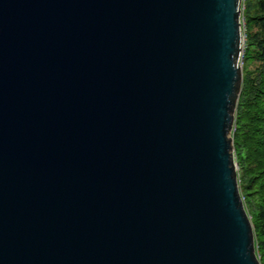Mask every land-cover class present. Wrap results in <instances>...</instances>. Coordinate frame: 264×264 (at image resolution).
<instances>
[{"label": "water", "instance_id": "1", "mask_svg": "<svg viewBox=\"0 0 264 264\" xmlns=\"http://www.w3.org/2000/svg\"><path fill=\"white\" fill-rule=\"evenodd\" d=\"M239 1L0 0V264H259Z\"/></svg>", "mask_w": 264, "mask_h": 264}, {"label": "trees", "instance_id": "2", "mask_svg": "<svg viewBox=\"0 0 264 264\" xmlns=\"http://www.w3.org/2000/svg\"><path fill=\"white\" fill-rule=\"evenodd\" d=\"M245 49L231 132L242 203L252 222L254 250L264 264V0H244ZM256 25L257 32L248 30ZM248 61L255 62L252 70Z\"/></svg>", "mask_w": 264, "mask_h": 264}, {"label": "rangeland", "instance_id": "3", "mask_svg": "<svg viewBox=\"0 0 264 264\" xmlns=\"http://www.w3.org/2000/svg\"><path fill=\"white\" fill-rule=\"evenodd\" d=\"M241 6H242V10L240 11V17H242L241 19V25H240V58H239V61H238V70H239V74H240V81H239V91H238V94H237V97H236V101H235V104H234V107H233V117H232V126H231V130H230V137H231V152H232V157H233V163H234V170H235V175H236V181H237V187H238V192H239V195H240V189H239V184H240V179L238 178L239 176V171H238V165H237V162H236V158H235V154H234V148H233V143H232V130H233V126H234V118H235V113H236V103H237V99H238V95H239V92H240V84H241V80H242V71H243V66L244 64L246 65V61L244 63V60H243V55H244V49H245V21H244V17H243V8H244V0H241L240 2ZM248 30L251 32H257L258 31V27L256 25L253 26H250L248 28ZM248 68L249 70H252V68L254 67L255 65V62L252 63L248 61ZM240 198H241V201H242V197L240 195ZM243 204V203H242ZM244 207V206H243ZM244 210H245V213H246V216L251 224V229H252V222H251V216L252 214H250V212L248 211L247 208L244 207ZM253 234V233H252ZM254 243V242H253ZM255 252V250H254ZM255 255L257 257V260H258V255L256 254L255 252ZM259 262V261H258ZM260 264V263H259Z\"/></svg>", "mask_w": 264, "mask_h": 264}, {"label": "built area", "instance_id": "4", "mask_svg": "<svg viewBox=\"0 0 264 264\" xmlns=\"http://www.w3.org/2000/svg\"><path fill=\"white\" fill-rule=\"evenodd\" d=\"M240 2H241V0L239 1V13L242 10V6H241ZM241 19H242V17H240V14H239V16H238L239 29H240V25H241ZM240 33H241V31H240ZM239 54H240V48H239ZM239 54L237 57V62L239 61V58H240Z\"/></svg>", "mask_w": 264, "mask_h": 264}]
</instances>
